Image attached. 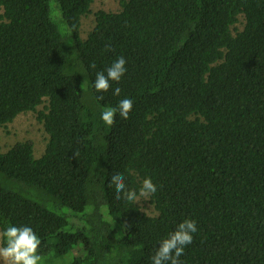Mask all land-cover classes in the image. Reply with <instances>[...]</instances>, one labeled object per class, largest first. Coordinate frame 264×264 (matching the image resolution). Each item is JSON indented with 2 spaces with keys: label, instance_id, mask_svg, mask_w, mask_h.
I'll use <instances>...</instances> for the list:
<instances>
[{
  "label": "trees",
  "instance_id": "16d2710c",
  "mask_svg": "<svg viewBox=\"0 0 264 264\" xmlns=\"http://www.w3.org/2000/svg\"><path fill=\"white\" fill-rule=\"evenodd\" d=\"M95 1L0 0V126L37 112L50 136L39 158L0 146L1 246L27 225L40 264H151L191 219L180 264H264V0H123L83 39ZM119 57L125 74L96 92ZM124 98L128 119L105 125ZM117 172L138 194L152 179L156 215L114 198Z\"/></svg>",
  "mask_w": 264,
  "mask_h": 264
},
{
  "label": "clouds",
  "instance_id": "9594fccd",
  "mask_svg": "<svg viewBox=\"0 0 264 264\" xmlns=\"http://www.w3.org/2000/svg\"><path fill=\"white\" fill-rule=\"evenodd\" d=\"M95 68V64H91ZM126 72V60L124 57L117 58L104 71H98L95 75L94 89L98 93L109 91L112 82H119ZM121 89L116 87L113 95L119 96ZM103 100V96L97 97ZM133 101L129 98L122 99L115 107H107L102 110L101 120L105 125L111 127L116 121L117 115L128 119L132 111ZM109 186L115 187V199L121 198L136 202L143 197L149 200L151 195L157 191V186L151 178H144L141 182L139 194L135 189H129L125 184V177L122 173H115L110 177ZM146 214V212H145ZM147 215V214H146ZM197 231L196 221L185 219L180 222L174 231L159 242L154 254L151 256V264H180V257L184 254L187 245L193 242V233ZM5 241L0 246V264H40L41 256L38 249L41 240L35 231L27 225L8 226L2 233Z\"/></svg>",
  "mask_w": 264,
  "mask_h": 264
},
{
  "label": "rangeland",
  "instance_id": "374dc122",
  "mask_svg": "<svg viewBox=\"0 0 264 264\" xmlns=\"http://www.w3.org/2000/svg\"><path fill=\"white\" fill-rule=\"evenodd\" d=\"M123 0H96L92 7L91 13L82 18L81 35L83 39H87L88 35L93 31L96 25V13L99 11L105 12H120L122 10ZM55 11V8H54ZM3 10L0 9V16ZM55 14V12H54ZM240 24L237 27L241 30L244 27L245 19L241 17ZM44 106L39 107L42 110ZM50 136L46 132L43 123L38 120L37 112H28L20 115L14 122L7 126H0V146L3 152H7L13 146L22 142H32L34 144L35 155L41 157L46 150ZM140 197L138 204L144 212L154 216L157 211L149 200H143ZM1 246V240H0Z\"/></svg>",
  "mask_w": 264,
  "mask_h": 264
}]
</instances>
